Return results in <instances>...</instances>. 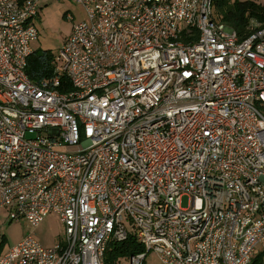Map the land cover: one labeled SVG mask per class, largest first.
<instances>
[{
  "label": "built area",
  "instance_id": "obj_1",
  "mask_svg": "<svg viewBox=\"0 0 264 264\" xmlns=\"http://www.w3.org/2000/svg\"><path fill=\"white\" fill-rule=\"evenodd\" d=\"M41 1L0 0V209L33 227L55 213L63 235H24L0 264H104L128 237L143 247L128 264L150 251L256 264L264 26L239 35L213 20V0H74L85 17L34 82Z\"/></svg>",
  "mask_w": 264,
  "mask_h": 264
},
{
  "label": "rangeland",
  "instance_id": "obj_2",
  "mask_svg": "<svg viewBox=\"0 0 264 264\" xmlns=\"http://www.w3.org/2000/svg\"><path fill=\"white\" fill-rule=\"evenodd\" d=\"M252 1L264 3V0ZM84 17L83 7L74 0H42L34 20L38 36L31 42L33 49L46 50L56 56L73 24ZM189 205L190 197L183 196L180 199V206L187 208ZM27 234H33L43 245L51 246L62 237L63 226L55 213L47 214L38 226L33 227L25 220H9L7 209H0V255ZM253 258L257 261L256 264H264V245L256 247ZM121 264H128V259L123 260ZM144 264L162 263L157 254L150 251Z\"/></svg>",
  "mask_w": 264,
  "mask_h": 264
},
{
  "label": "trees",
  "instance_id": "obj_3",
  "mask_svg": "<svg viewBox=\"0 0 264 264\" xmlns=\"http://www.w3.org/2000/svg\"><path fill=\"white\" fill-rule=\"evenodd\" d=\"M212 18L214 21L225 23L243 36L249 33L252 19L264 26V4L252 0H213ZM51 58L52 54L46 50L33 49L25 69L28 78L34 82L49 79L54 69L50 64ZM62 80L66 81L64 77ZM141 251L143 247L131 237L123 241H110L104 253V264H121L131 254Z\"/></svg>",
  "mask_w": 264,
  "mask_h": 264
},
{
  "label": "crops",
  "instance_id": "obj_4",
  "mask_svg": "<svg viewBox=\"0 0 264 264\" xmlns=\"http://www.w3.org/2000/svg\"><path fill=\"white\" fill-rule=\"evenodd\" d=\"M256 3H259V2H256ZM259 4H261V3H259ZM262 4H264V3H262Z\"/></svg>",
  "mask_w": 264,
  "mask_h": 264
}]
</instances>
